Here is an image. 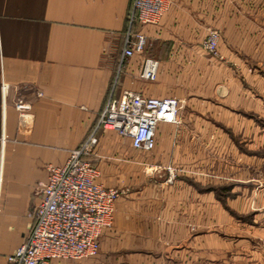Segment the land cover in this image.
Masks as SVG:
<instances>
[{"label":"crops","instance_id":"obj_1","mask_svg":"<svg viewBox=\"0 0 264 264\" xmlns=\"http://www.w3.org/2000/svg\"><path fill=\"white\" fill-rule=\"evenodd\" d=\"M132 6L133 0H0V264H15L8 256L32 230L31 211L41 198L36 189L48 180V165L66 162L70 150L97 124L112 90L116 95L128 88L149 96H175L183 100V107L180 121L158 125L152 150L136 148L130 137L116 130L99 128L98 144L88 156L100 171L97 180L110 179L106 174L128 165L136 151L144 153L145 161L179 169L193 163L211 165L212 132H228V128L212 118L210 106L205 107L211 91L204 86L205 75L197 76L196 69L224 73L220 82L232 84L230 93L235 92L236 99L227 107L235 112L238 107L233 102L242 90L238 86L242 79L234 69L264 66V0H171L158 22L136 24L146 33L148 45L119 70ZM211 29L221 34L217 55L203 47ZM146 56L160 61L154 80L140 76ZM19 100L31 105L28 126L21 125ZM208 171L204 168L202 173L206 176ZM184 178L189 177L179 174L177 181ZM193 188L186 181L167 187L163 182L147 183L117 199L116 232L100 236V251L118 243L116 234L126 225L117 216L125 215L133 203L171 212L165 217L170 224L163 216L151 225L188 228L189 218L180 212L195 210L190 195L203 200L202 206L212 199L211 190ZM171 239L172 244L158 238L155 256L147 257L155 264L167 260L195 264L196 238ZM165 243L171 244V253ZM152 251L147 247V252ZM69 259L54 258L51 264H95Z\"/></svg>","mask_w":264,"mask_h":264},{"label":"rangeland","instance_id":"obj_2","mask_svg":"<svg viewBox=\"0 0 264 264\" xmlns=\"http://www.w3.org/2000/svg\"><path fill=\"white\" fill-rule=\"evenodd\" d=\"M236 70L242 79L238 85L242 90L237 102H233L239 110L234 112L227 107L236 101L235 92L232 95L229 89L232 84L220 82L224 73L216 68L196 69L197 76L199 72L205 75L204 86L211 91L210 104L206 102L205 107L210 106L212 118L219 119L228 128V132H212L211 165L193 163L186 170L184 167L179 169L173 164L145 161L142 158L144 153L136 151L128 165L106 174L110 179L98 178L103 185L116 181L115 187L124 190L120 197L130 195L134 189L143 188L147 183L163 182L167 187L186 181L194 185L195 191L208 190L211 185V204L206 200V205L202 206L203 200L190 195V199L195 200V210L180 212L189 218L190 226L178 228L151 225L153 221H161L163 216L164 219L170 217L171 212L149 210L147 204L133 203L125 215L117 216L126 225V229L116 234L118 243H109L108 251L99 249L96 255L77 260H93L95 264H155L147 254L155 256L158 238L171 243L173 236L189 235L197 242L195 264H264V66ZM204 168L210 169L206 176L202 173ZM159 173L161 176H157ZM179 174L189 178L177 181ZM115 210L116 205L112 224L103 230L101 238L107 237V231L116 232ZM165 223L171 222L165 219ZM125 239L130 243H124ZM171 244L165 243L166 252H170ZM147 247L152 248L153 253L147 252ZM169 262L172 261L164 263Z\"/></svg>","mask_w":264,"mask_h":264},{"label":"built area","instance_id":"obj_3","mask_svg":"<svg viewBox=\"0 0 264 264\" xmlns=\"http://www.w3.org/2000/svg\"><path fill=\"white\" fill-rule=\"evenodd\" d=\"M170 1L133 0L119 70L129 57L143 52L148 45L146 33L136 24L158 22ZM220 37L218 29H211L203 41L204 49L218 54ZM159 65L157 58L146 56L140 76L156 79ZM17 107L21 125H30L31 105L19 100ZM182 107L183 100L175 96H149L128 88L116 95L112 90L97 124L77 147L70 150L66 162L48 165V180L39 183L36 189L41 198L31 211L32 230L8 256L9 260L15 264H51L54 258L78 259L96 255L103 230L112 224L115 202L124 192L97 180L99 170L88 156L98 144V129L116 130L120 135L130 137L136 148L152 150L158 125L163 121H180Z\"/></svg>","mask_w":264,"mask_h":264},{"label":"trees","instance_id":"obj_4","mask_svg":"<svg viewBox=\"0 0 264 264\" xmlns=\"http://www.w3.org/2000/svg\"><path fill=\"white\" fill-rule=\"evenodd\" d=\"M215 188V187H214ZM212 189V187H211V185L210 186H208V190H211Z\"/></svg>","mask_w":264,"mask_h":264}]
</instances>
